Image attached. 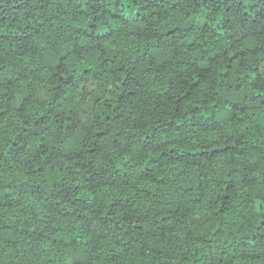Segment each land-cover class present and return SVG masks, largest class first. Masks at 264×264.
<instances>
[{
  "label": "trees",
  "instance_id": "1",
  "mask_svg": "<svg viewBox=\"0 0 264 264\" xmlns=\"http://www.w3.org/2000/svg\"><path fill=\"white\" fill-rule=\"evenodd\" d=\"M0 264H264V0H0Z\"/></svg>",
  "mask_w": 264,
  "mask_h": 264
}]
</instances>
